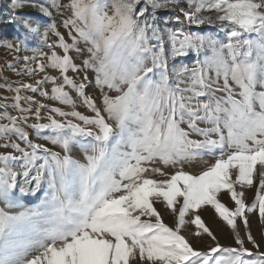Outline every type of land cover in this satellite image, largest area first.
<instances>
[{"label":"snow or ice","instance_id":"1","mask_svg":"<svg viewBox=\"0 0 264 264\" xmlns=\"http://www.w3.org/2000/svg\"><path fill=\"white\" fill-rule=\"evenodd\" d=\"M170 3L68 0L63 8L70 15L63 26L70 42L55 24L48 25L43 42L52 51L39 53L47 64L37 62L29 74L48 67L59 73L60 83L45 76L35 85L9 86L17 93L11 107L20 115H10L8 105L0 113L8 121L0 124V147L12 150L0 154V199L13 206L17 187L22 195H36L45 179L47 189L35 208L17 215L0 212V264H264L248 215H257L264 226V0H189L187 10L179 8L161 27L155 14ZM10 7L4 21L19 23L26 35L38 27L17 10L39 7L50 15L32 0H11ZM51 7L59 11L61 5L52 0ZM203 12L216 14L226 44L185 29V23L213 24ZM173 21L180 27H168ZM48 32L57 38L52 44ZM205 48L212 56L197 59L192 68L169 63ZM72 52H86L87 58L78 66ZM89 72L100 106L86 93ZM43 83L53 85L51 94L41 91ZM21 90L39 92L71 110L51 107L48 111L62 120L49 115L47 123H39L46 105L26 97V103L36 105L37 121L27 125L26 113L33 109L21 107ZM77 101L91 115L77 111ZM25 126L38 137L46 134L63 155L33 142ZM73 145L79 146L83 162L70 155ZM205 157L214 163L208 165ZM196 162L208 166L199 174L184 170ZM157 163L176 170L168 174L152 166ZM17 165L21 184L13 170ZM253 187L254 199L246 204L242 189ZM222 193L232 208L221 202ZM156 204L171 213L173 226L163 221ZM208 208L231 229L238 247L219 244L200 214ZM185 232L216 243L206 251L197 249ZM244 237L255 252L245 247Z\"/></svg>","mask_w":264,"mask_h":264},{"label":"rangeland","instance_id":"2","mask_svg":"<svg viewBox=\"0 0 264 264\" xmlns=\"http://www.w3.org/2000/svg\"><path fill=\"white\" fill-rule=\"evenodd\" d=\"M32 2L36 5H43L44 7L48 8V11L50 12V15H44L39 7H25L21 11L26 19H28L30 22L33 23L34 26L38 27V32L33 34H27L25 33V30L19 26V23L16 24H8L4 21L5 17H8L11 13L12 9L10 7L11 0H0V113H3L5 111V108L3 105H8L7 111L10 115L13 116H19L20 113L17 112L14 108L11 107L15 103V100L13 99L17 93L15 91H10L9 86L11 88H16L19 83H26V84H33L35 85V82L37 80H41L43 82L45 76H50L57 78V83H60V80L58 79L59 73L51 68L45 67L44 72H34L32 74H29L30 69H35L37 62L42 64H47L46 56L45 58H40L39 53L44 52L46 55H50L52 49H49L46 44L43 42V33L47 30L48 25L55 24L57 31L60 32L61 35L65 36L66 41L70 42L68 40V29L64 28L63 26V20L66 19L70 12L63 8V5L68 3V0H58V2L61 5L60 10L58 11L56 8L51 7L52 0H32ZM163 2V0H161ZM178 6V7H176ZM189 6V0H173V3L169 4V7L167 9H160L156 12V20L155 22L163 27L162 21L166 18H170L172 16H175L179 14V8H184L185 10L188 9ZM176 8L174 11L173 8ZM151 11V10H149ZM109 14H111L109 10ZM200 15L202 16H211L214 20V23L204 24L201 26H195V25H188L185 23L184 27L187 31L203 34L206 36H212L213 38H216L220 40L223 43H227V38L225 36V33L221 31L219 22L215 21V13L214 12H203ZM168 27H174L178 28L180 27V24L176 23L175 21L169 23ZM75 35V33H73ZM56 37L51 33L48 32V39L47 43L52 44L56 41ZM20 42L19 50L15 49V45L17 42ZM5 43H11L14 45L13 50H9L8 48L2 46ZM79 47L84 48L85 46L83 44H80ZM59 51L60 50H56ZM74 63H76L78 66L82 64V60L84 58H87V53L85 52L83 55H79L75 52L71 53ZM36 57V59H31L32 57ZM212 52L210 49H203L201 52L196 53L194 51H190L186 56L178 58L176 61H169L170 64H179L184 63L188 65L189 68H192L195 66V62L197 59L204 60L206 57H211ZM25 57H28L29 59L26 61ZM9 64L12 66L9 67ZM69 76L73 77L74 79L77 78V74L75 73H68ZM90 79L92 80V83L89 84L86 88V93L93 96L94 98H97V103L99 105V90L95 88L94 83V74L89 72L88 73ZM210 75L214 78L215 73H210ZM84 76V73H79V79L82 80ZM220 85L223 84V80L221 79L218 82ZM53 85L51 83H43V86L41 88V91H46L49 94H51V88ZM67 90V89H66ZM110 95H116V93H109ZM218 95H223V93H217ZM21 96V107L22 108H28L32 107L33 112L26 113L28 115L29 119L27 120V125H32L34 123H37L34 115V110L36 105L32 104L29 105L25 102L26 97H32L34 101L45 104L46 107L41 110V116L42 119L39 121V123H47V117L49 115H53L55 119L62 120L61 117L55 116V114H51L48 109L51 107H61L64 111H70V108H67L65 106L59 105L56 102H53L49 99H45L40 96L39 92L33 93L31 91L27 90H21L19 93ZM70 95H73V98L75 99V94L70 92ZM77 111H80L82 114L85 115H91V113L83 107L79 101H77ZM71 119V117H69ZM74 123H79V121H73ZM8 123L7 120L0 119V124H6ZM109 123H114L112 121H109ZM203 126V125H201ZM185 129L187 128L186 125H182ZM25 130L29 133V138L33 140V142L44 144L46 147L51 148L54 152H59L61 155H63V150L58 147L52 145L47 139L44 138L46 134H41V136H37V133L31 128L25 126ZM193 139H199V137L193 136L191 137ZM0 143H3V141H0ZM21 147H24V144L21 143ZM12 150L10 148L5 149L3 147H0V154L11 152ZM16 154V153H13ZM70 155L74 159H78L81 162H83V153L81 152L78 145H73ZM205 159L208 161V165L211 163H214V160L208 157H205ZM42 162V161H40ZM39 163V162H38ZM208 165H205L200 162L193 163L191 165H185L184 170L191 173V174H199L202 170H204ZM154 167H160L162 171L171 174L176 169H173L171 167L164 168L162 164L157 163L156 165H152ZM13 170L17 172V183L21 184L23 183L24 177L20 174L21 169L20 167L14 166ZM35 175V173H32ZM152 178L161 180L165 177H161L159 175H152ZM34 186V185H33ZM45 189H47V181L43 182L42 189L36 193V195H22L19 192V187L15 190V203L13 206H9V204L3 200L0 199V212H5L9 215H17L20 212H23L30 208L37 207L41 200L44 198L45 195ZM237 190H241L239 186H237ZM245 193V203L251 204L252 200L255 196V187L251 189H242ZM221 202L225 203L226 206L232 208L233 202L230 200V197L226 194H221L220 196ZM157 209L161 212L163 221L168 224L169 226H173L174 218L171 215L170 212H168L162 204H156L155 205ZM201 217L205 221L206 225L209 227V229L214 233V235L217 238V241L220 245L224 247H238L234 243V238L231 229H229L223 221L219 220L218 217L215 216L214 210L208 208L201 211ZM250 219V226H251V233L256 240V242L259 244V251L264 252V226H261L258 221V217L255 214H248ZM194 227V226H189ZM240 231L243 236V226L241 224ZM185 235H189L188 232L184 233ZM189 238L191 239L193 246L200 250H207L208 245H214L216 241H212L210 237L204 235L199 238L192 237L189 235ZM245 239V247L248 248L250 251L255 252L256 249L253 248V246L247 242V238ZM36 254V253H33ZM31 258V257H29Z\"/></svg>","mask_w":264,"mask_h":264},{"label":"trees","instance_id":"3","mask_svg":"<svg viewBox=\"0 0 264 264\" xmlns=\"http://www.w3.org/2000/svg\"><path fill=\"white\" fill-rule=\"evenodd\" d=\"M0 30H1V28H0Z\"/></svg>","mask_w":264,"mask_h":264}]
</instances>
